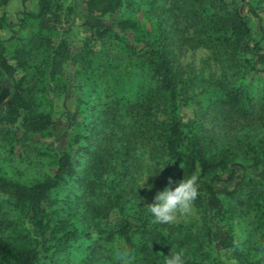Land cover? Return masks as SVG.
<instances>
[{
	"label": "trees",
	"instance_id": "trees-1",
	"mask_svg": "<svg viewBox=\"0 0 264 264\" xmlns=\"http://www.w3.org/2000/svg\"><path fill=\"white\" fill-rule=\"evenodd\" d=\"M8 1L0 0V33L11 32L0 40V143L19 171L34 174L16 180L0 169V264H164L181 250L185 264H202L192 255L205 245L203 258L214 254L217 264H264V0H84L85 15L101 24L89 25L78 48L52 45L60 0H40L36 14L22 15L29 37L3 14ZM93 39L111 44L114 61ZM199 47L228 75L185 120L190 98L176 55ZM39 54L45 69L29 74ZM124 62L143 86L113 84ZM69 66L100 87L90 120L79 118V105L55 107L74 91ZM161 164L152 177L163 184L199 172L198 235L147 214L143 195L153 187L136 188ZM68 183L75 192L59 197Z\"/></svg>",
	"mask_w": 264,
	"mask_h": 264
},
{
	"label": "rangeland",
	"instance_id": "rangeland-1",
	"mask_svg": "<svg viewBox=\"0 0 264 264\" xmlns=\"http://www.w3.org/2000/svg\"><path fill=\"white\" fill-rule=\"evenodd\" d=\"M39 1L40 0H9L2 10L9 24L15 27L16 32L20 31V34L24 37H29L34 33L33 26L30 25L31 23H27L20 28L19 20L22 18L23 14H36L39 9ZM165 1L166 0H158L157 3L158 5H163ZM60 3L63 5V12L59 22H57L54 26L51 37L52 45L55 47L57 45H67L73 48H78L82 46L85 43L86 38H88L90 31L89 25H100L101 23L85 15L83 11L84 0H60ZM242 12L245 13V8H242ZM262 20L264 24V15ZM140 21H142V23H144L147 27L150 26L149 22L143 20ZM10 36L11 32L4 31L0 33V40H6ZM104 45L107 52L106 54L109 56L110 60L114 61L113 57L116 56V54L115 51H113V47L107 40L102 42L99 39H93L91 43V46L95 51L102 50ZM45 62L46 61L43 55H37V57L33 58L28 63L27 69H29V74H31L32 71L38 73V70H40V68L43 66L45 69ZM124 67L125 62L120 65V69H118L119 73H117V78L113 84H115L117 88L121 90H125L127 86L128 89L130 88L131 90L143 86L144 79L141 77V74L137 71H134L131 74L127 73L124 71ZM176 67L179 71L181 87L186 90L188 93L187 97L190 98L188 107L182 109V116L185 120H187L196 111L195 108L198 102L201 105L204 104V100L207 98L208 91L210 90V87L213 85L214 81H221L224 78L226 79L225 75H228V71L224 74L220 59L208 49H204L202 47L195 49L185 48L184 50L177 52ZM75 69L76 68L74 66H69L67 70L64 71L65 77H68V79L71 80L74 87V91L69 94L70 99L65 101L64 98H55V107L56 109L60 110L67 107L75 108L77 105H79L82 112V116H79V118H88V116L92 114L91 111H93V108L98 103L99 93L96 92V89L100 87L95 85L89 74H76ZM30 77L31 76H29V82L33 83L34 80H30ZM48 78L49 77L46 76V80H48ZM7 82L8 81L6 79L4 84L6 85ZM77 97L78 102H73V99L75 98L77 100ZM138 152H140V160L145 162L147 155L143 148L138 149ZM20 166L22 167L23 164ZM0 169L6 177L16 180L24 179L26 176L31 177L34 174L30 171H24V168L22 171H19L20 169L17 168V165H15L10 158L9 150H6L1 143ZM152 179L153 181L151 178L147 179L144 186H142V188H146L148 182L153 185L151 193L143 195V201L146 208L147 205L152 203L155 193L159 190H162L167 185L160 182L159 179H154L153 177ZM74 192V184L68 183L60 189L58 195L59 197H66L69 193ZM194 208L195 213L192 216L184 217L179 215L177 219L171 224L184 228L183 230L185 232H190L197 235L201 233L204 230V227H202V212L199 208H196L195 205ZM242 232L243 228H241L240 225H237L236 236L241 242H244L247 237L244 236ZM204 240L206 241L207 237ZM204 248L205 249L202 252H194V255H192L193 258L197 260L203 259L204 261H202V264H217V261L215 262L214 260V254H212L209 260L203 258V256L207 254L206 252H208V245H205Z\"/></svg>",
	"mask_w": 264,
	"mask_h": 264
},
{
	"label": "clouds",
	"instance_id": "clouds-1",
	"mask_svg": "<svg viewBox=\"0 0 264 264\" xmlns=\"http://www.w3.org/2000/svg\"><path fill=\"white\" fill-rule=\"evenodd\" d=\"M166 164H161L147 171L140 179L136 188L144 186L149 177L156 175ZM199 179L198 171H194L189 175H183V178L173 181L169 178L167 185L155 193L152 203L147 205V214L151 217L152 223L171 224L179 215L190 217L195 213L194 202L199 195ZM153 185H147V189L151 190ZM121 259H127V253H121ZM164 264H185V254L176 251L166 256Z\"/></svg>",
	"mask_w": 264,
	"mask_h": 264
}]
</instances>
